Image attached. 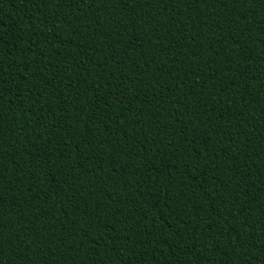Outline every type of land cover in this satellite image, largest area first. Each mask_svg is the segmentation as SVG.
<instances>
[{
    "label": "trees",
    "instance_id": "16d2710c",
    "mask_svg": "<svg viewBox=\"0 0 264 264\" xmlns=\"http://www.w3.org/2000/svg\"><path fill=\"white\" fill-rule=\"evenodd\" d=\"M0 264H264V0H0Z\"/></svg>",
    "mask_w": 264,
    "mask_h": 264
}]
</instances>
